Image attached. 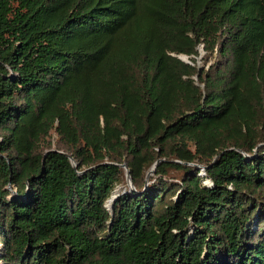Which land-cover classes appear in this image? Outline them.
Returning <instances> with one entry per match:
<instances>
[{
  "label": "trees",
  "instance_id": "obj_1",
  "mask_svg": "<svg viewBox=\"0 0 264 264\" xmlns=\"http://www.w3.org/2000/svg\"><path fill=\"white\" fill-rule=\"evenodd\" d=\"M0 262L264 264V0H0Z\"/></svg>",
  "mask_w": 264,
  "mask_h": 264
},
{
  "label": "water",
  "instance_id": "obj_2",
  "mask_svg": "<svg viewBox=\"0 0 264 264\" xmlns=\"http://www.w3.org/2000/svg\"><path fill=\"white\" fill-rule=\"evenodd\" d=\"M177 57L178 58H180L181 60H183V61H187L188 62V56L186 55V54H183V53H178L177 54ZM45 151V150H44ZM68 159H69V161H70V163H71V165H75V162L73 161V159L70 157V156H68ZM158 159H155L152 163H151V165H150V167H149V171H151L152 169H153V167H154V165H155V163H156V161H157ZM121 166H124V163L123 162H120L119 163ZM124 175H125V179H126V185H127V187H128V189H133V187H132V185H131V182H130V179H129V176H128V172H127V170H126V168L124 169ZM115 195V193H113L111 196H109L108 198H107V200H109L110 198L112 199V197Z\"/></svg>",
  "mask_w": 264,
  "mask_h": 264
},
{
  "label": "rangeland",
  "instance_id": "obj_3",
  "mask_svg": "<svg viewBox=\"0 0 264 264\" xmlns=\"http://www.w3.org/2000/svg\"><path fill=\"white\" fill-rule=\"evenodd\" d=\"M198 50H199V54L195 56V57H196L195 59H196V62L199 64V63H200V58H199V56H200V53H201V49H200V47H198ZM53 137H54V134H53ZM124 169H125V168H124ZM150 172H151V171H149V169H148L145 175L149 174ZM125 180H126V179H125ZM119 189H120V187L117 185V186L114 188L113 191H118ZM0 264H2V263L0 262Z\"/></svg>",
  "mask_w": 264,
  "mask_h": 264
},
{
  "label": "bare ground",
  "instance_id": "obj_4",
  "mask_svg": "<svg viewBox=\"0 0 264 264\" xmlns=\"http://www.w3.org/2000/svg\"><path fill=\"white\" fill-rule=\"evenodd\" d=\"M113 193H114V192H113ZM112 198H113V197H112ZM110 200H111V198L106 202L107 205L109 204Z\"/></svg>",
  "mask_w": 264,
  "mask_h": 264
}]
</instances>
